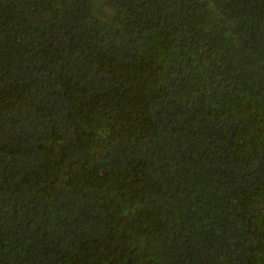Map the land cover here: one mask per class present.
<instances>
[{"label": "trees", "instance_id": "obj_1", "mask_svg": "<svg viewBox=\"0 0 264 264\" xmlns=\"http://www.w3.org/2000/svg\"><path fill=\"white\" fill-rule=\"evenodd\" d=\"M0 264H264V0H0Z\"/></svg>", "mask_w": 264, "mask_h": 264}]
</instances>
